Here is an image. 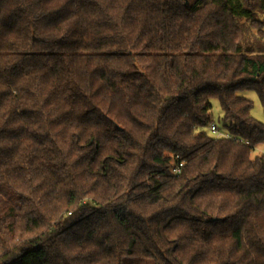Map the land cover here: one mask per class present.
Masks as SVG:
<instances>
[{
	"label": "trees",
	"instance_id": "trees-1",
	"mask_svg": "<svg viewBox=\"0 0 264 264\" xmlns=\"http://www.w3.org/2000/svg\"><path fill=\"white\" fill-rule=\"evenodd\" d=\"M247 89L264 0H0V264H264Z\"/></svg>",
	"mask_w": 264,
	"mask_h": 264
},
{
	"label": "rangeland",
	"instance_id": "rangeland-1",
	"mask_svg": "<svg viewBox=\"0 0 264 264\" xmlns=\"http://www.w3.org/2000/svg\"><path fill=\"white\" fill-rule=\"evenodd\" d=\"M241 94L253 101V108L251 110V114L253 117L264 123V110L257 93L254 90L247 89V90H243ZM210 114H211L212 122L216 123L220 128V130L225 132L226 129L223 126V120H222L223 111L217 99L212 100V108ZM207 132L208 134L216 137V133L211 132L208 128H207ZM258 149L260 150L261 148L259 147Z\"/></svg>",
	"mask_w": 264,
	"mask_h": 264
},
{
	"label": "built area",
	"instance_id": "built-area-1",
	"mask_svg": "<svg viewBox=\"0 0 264 264\" xmlns=\"http://www.w3.org/2000/svg\"><path fill=\"white\" fill-rule=\"evenodd\" d=\"M209 130L213 133H216L217 137H221V136H225L226 134L220 130V128L218 127V125L216 123H211L209 126ZM183 162H177V166L173 167V173L174 174H178L180 172V167H182Z\"/></svg>",
	"mask_w": 264,
	"mask_h": 264
}]
</instances>
